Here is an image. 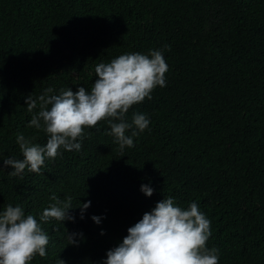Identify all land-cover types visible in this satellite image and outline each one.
I'll return each mask as SVG.
<instances>
[{"label": "trees", "instance_id": "1", "mask_svg": "<svg viewBox=\"0 0 264 264\" xmlns=\"http://www.w3.org/2000/svg\"><path fill=\"white\" fill-rule=\"evenodd\" d=\"M150 49L163 50L166 85L126 115L150 118L134 147L121 152L100 121L80 151L8 175L2 160L22 159L18 133L47 139L27 127V96L90 89L96 64ZM53 195L91 205L83 219L71 210L74 223L42 224L47 255L31 264H102L169 195L209 219L219 264H264V0H0V209L20 204L38 219ZM67 231L83 234L77 246Z\"/></svg>", "mask_w": 264, "mask_h": 264}, {"label": "clouds", "instance_id": "2", "mask_svg": "<svg viewBox=\"0 0 264 264\" xmlns=\"http://www.w3.org/2000/svg\"><path fill=\"white\" fill-rule=\"evenodd\" d=\"M167 71L161 49L124 53L95 65L96 79L90 89L78 86L74 92L71 87L58 91L48 87L37 97L27 96L25 104L31 113L27 127L44 133L47 139L42 145L34 142V136L18 133L16 143L22 159L8 156L2 160L5 168L12 169L8 175L20 177L25 170L39 173L45 160L62 155L61 150L80 151L85 129L100 121L107 123L110 130L105 134L114 138L121 152L134 147L133 138L149 129L150 118L133 111L129 123L126 115L134 105L151 100L156 87L166 85ZM140 190L147 197L154 193L150 184H142ZM50 199L54 202L38 219L20 204L9 203L0 209V264H31L35 256L45 257L49 236L42 224L52 220L74 223L71 210L78 208L83 219L91 205L89 200L73 208L70 196L61 200L53 195ZM103 218L91 217L97 225ZM210 235V221L196 202L183 208L174 197L165 196L127 229V235L107 251L102 264H219V250L207 247ZM78 237L83 234L67 231L68 246H77ZM58 264L65 262L59 259Z\"/></svg>", "mask_w": 264, "mask_h": 264}]
</instances>
